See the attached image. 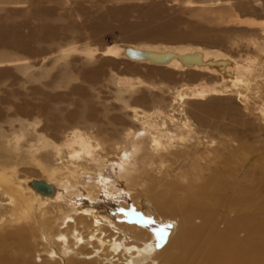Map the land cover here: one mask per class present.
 Instances as JSON below:
<instances>
[{"label":"bare ground","instance_id":"6f19581e","mask_svg":"<svg viewBox=\"0 0 264 264\" xmlns=\"http://www.w3.org/2000/svg\"><path fill=\"white\" fill-rule=\"evenodd\" d=\"M229 21L251 34L216 42L225 48L173 39L61 49L56 63L73 52L89 61L100 53L145 64L165 79H117L121 93L134 97L147 87L161 101L152 109L125 102L132 123L122 124L121 138L85 113L78 116L82 126L66 127L60 140L52 134L58 118L44 112L46 104L0 97L7 107H0V264H264V203L257 194L264 174L258 180L256 160L248 162L256 150L223 144L196 123L205 122L212 102L234 98L264 123V20ZM177 74L201 79L172 88ZM122 118L114 119L126 123ZM35 180L53 185L54 194L38 192ZM122 190L146 216L177 224L156 260L160 238L115 199ZM106 196L121 212L98 202Z\"/></svg>","mask_w":264,"mask_h":264},{"label":"rangeland","instance_id":"374dc122","mask_svg":"<svg viewBox=\"0 0 264 264\" xmlns=\"http://www.w3.org/2000/svg\"><path fill=\"white\" fill-rule=\"evenodd\" d=\"M232 15L264 20V0H0V97L15 101L25 98L46 104L44 112L58 118L60 128L52 134L60 140L66 127L82 126L79 117L85 113L93 118L90 122L108 126L110 132L121 138L124 129L132 123L125 102L152 109L161 101L151 95L147 87H142L134 97L121 93L117 79L140 78L151 83L165 79L145 64L100 53L89 61L83 54L73 52L66 60L56 63L61 49L69 45H91L101 50L115 43H170L173 39L208 45L227 41V38L241 40L251 34L249 27L231 23ZM218 46L225 48L224 44ZM23 64L31 68L24 70ZM200 79L177 74L168 83L174 88L180 86L179 83L193 84ZM165 90L167 92V88ZM140 95H147L149 99L137 101ZM165 95L169 96L168 92ZM211 104L205 122L196 121L200 131L224 140L223 144L226 139L234 140L233 145L243 142L256 150L248 162L256 160L255 173L259 180L264 174L260 166V160L264 159L263 121L245 111L238 98ZM0 107L6 112V105ZM70 113L76 115L74 121L67 118ZM119 116L127 122L114 119ZM122 124H126L125 128ZM112 173L110 170L109 174ZM258 190L259 204H263L264 189L259 185ZM116 198L127 203L142 227L160 238L159 247L151 258V261L156 260L159 250L176 233L177 224L146 216L125 190ZM115 199L106 196L98 202L105 204L109 212H121L123 206ZM114 206L119 209L114 210Z\"/></svg>","mask_w":264,"mask_h":264},{"label":"water","instance_id":"95a60500","mask_svg":"<svg viewBox=\"0 0 264 264\" xmlns=\"http://www.w3.org/2000/svg\"><path fill=\"white\" fill-rule=\"evenodd\" d=\"M35 189L46 195L54 194L55 188L53 185L46 183L45 181L35 180L34 181Z\"/></svg>","mask_w":264,"mask_h":264},{"label":"snow or ice","instance_id":"6c2138e0","mask_svg":"<svg viewBox=\"0 0 264 264\" xmlns=\"http://www.w3.org/2000/svg\"><path fill=\"white\" fill-rule=\"evenodd\" d=\"M163 237H161V239H162ZM159 246V245H158Z\"/></svg>","mask_w":264,"mask_h":264}]
</instances>
